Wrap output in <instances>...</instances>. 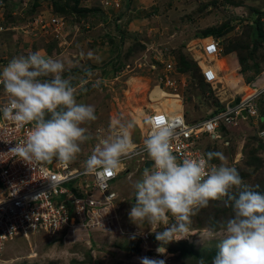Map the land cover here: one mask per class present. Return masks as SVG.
Here are the masks:
<instances>
[{
    "label": "rangeland",
    "instance_id": "1",
    "mask_svg": "<svg viewBox=\"0 0 264 264\" xmlns=\"http://www.w3.org/2000/svg\"><path fill=\"white\" fill-rule=\"evenodd\" d=\"M3 1L9 3L10 8L13 3H20L19 0ZM105 1L107 5L103 4ZM110 1L79 0L78 8L99 10L91 16H81L83 18L77 14L60 16L52 0L34 1L36 8L31 16L23 15L21 8L16 12L12 9L14 19L5 10L0 15V69L13 58L42 50L65 62L62 75L71 78L78 88L79 81L89 80L84 86L87 91L78 92L77 101L94 106L97 120L83 125L89 128L93 139L81 145L82 151L73 162L76 169H84V161L91 154L97 139L107 134L114 117L134 119L136 123L139 120L140 124H137L141 132L135 127L132 140L141 143L146 139L144 118L150 107L174 102L173 98L158 93L160 90H152L161 62L171 55L174 60L177 55H185L194 62L197 40L207 28L216 29L222 24L229 27L227 33L219 38L222 42L218 68L224 73L221 71L217 90L204 88V92L203 89H195L197 84L188 74L180 73L188 83V87L180 91L185 118L189 121L203 119L222 103L234 98L236 92L242 95L244 88L248 91L264 85V40L256 41V35L251 36V27H255L254 22L258 18L263 20L260 23L264 30V0H151L153 8L148 11L138 3L144 0H128L125 6H121L123 0H117L118 6ZM138 8L143 10L135 13ZM35 16L64 18L61 40H46L47 33L26 27L28 20ZM142 22L147 24H140ZM128 49L134 53L128 52ZM89 52L98 59L89 58ZM250 52L252 54L248 55ZM96 80L101 81L99 88L92 87ZM260 101L264 102V95ZM261 106L264 105L259 104L258 107ZM263 131L264 123H257L256 118L238 121L216 140L203 138L202 143L207 152H222L229 166L247 173L246 183L254 188L258 185L255 190L264 193ZM126 161H122L119 175L111 183V189L116 192L118 209L115 211L117 221L110 231L104 234L94 232L89 244L84 242L83 232L76 238H70V241L51 238L42 232L23 234L6 243L0 253V264H141L143 257L164 260L165 264H179L176 254L171 253L176 241L166 245L164 255L156 251L160 244L156 237L149 239L147 247L152 248L150 251L142 253L140 248V254L130 255L121 248L135 241L131 236L133 231L147 230L148 227L145 224L140 229L129 219L128 213L135 203L132 185L145 169L141 164L130 167ZM216 163L219 165L221 161ZM213 205L210 201L206 208ZM218 206L224 205L220 203ZM223 208L227 211L228 207ZM195 216L191 219L192 223ZM206 230L192 224L191 236L184 241L195 248H216L218 239L201 242L200 237Z\"/></svg>",
    "mask_w": 264,
    "mask_h": 264
},
{
    "label": "clouds",
    "instance_id": "2",
    "mask_svg": "<svg viewBox=\"0 0 264 264\" xmlns=\"http://www.w3.org/2000/svg\"><path fill=\"white\" fill-rule=\"evenodd\" d=\"M88 57L98 59L91 52ZM65 67L63 60L40 50L13 58L0 69V86L7 97L0 112L18 127L31 125L26 138L10 152L29 165L51 164L55 160L58 166L66 167L77 159L81 145L93 139L89 128L83 125L97 120L95 108L77 101L78 92L87 91L84 86L89 80L79 81L78 88L71 78L62 75ZM100 83L96 80L92 87L99 88ZM217 88L218 85L213 90ZM240 97L243 96L236 92L234 99ZM255 118L257 123H264L260 121L264 117H260L258 110ZM145 122L150 131L142 142L152 162L149 160L151 166L132 185L135 203L128 215L138 228L143 229L141 226L146 224L155 233L160 242L157 253L164 255L166 245L191 236V218L208 207L210 201H219L231 209L232 215L224 221L211 223L200 237L201 242L218 239L211 264H264V193L255 190L259 186L254 188L246 183L237 169L225 162L220 151L179 160L172 150L175 134L172 122L163 116L148 117ZM135 127L134 119L112 118L107 134L97 139L84 161L85 174L104 178L116 175L123 159L135 149L132 140ZM135 158H139L143 168L147 160L142 163L140 157L130 159ZM214 159L221 163H211ZM118 175L119 171L116 178ZM161 226L163 230L157 231ZM141 264L165 262L143 257ZM198 264H205L203 257Z\"/></svg>",
    "mask_w": 264,
    "mask_h": 264
},
{
    "label": "built area",
    "instance_id": "3",
    "mask_svg": "<svg viewBox=\"0 0 264 264\" xmlns=\"http://www.w3.org/2000/svg\"><path fill=\"white\" fill-rule=\"evenodd\" d=\"M19 1L25 6L30 0ZM106 2L103 4L107 5ZM5 3L0 0V15L4 14ZM110 3L119 5L117 0H111ZM64 24V20L56 16H35L28 20L26 27L32 30L38 28L36 30L61 40ZM196 47L198 56L194 60L200 68L201 76L206 84L215 89L220 83L222 71L216 65L221 53L220 40L202 38ZM161 65L152 90L156 88L175 99L166 106L156 104V107H150L144 121L148 117L163 116L172 122L175 130L172 150L179 160L206 154L203 138L216 140L220 132L229 129L231 125H237L238 121L257 117L255 101L264 93V86L250 89L249 95L238 100L232 98L222 103L221 108H216L203 119L187 121L180 94V91L188 87L186 78L176 71L171 59L167 58ZM6 102L7 97L0 86V106ZM145 126L146 138L150 128L146 122ZM30 128L31 125L18 127L0 112V253L7 242L23 234L27 236L25 234L42 232L51 238L70 241V238H76V235L83 232L84 242L89 244L94 232L104 234L110 231L117 221L115 211L118 209L111 183L119 170L116 175L104 178L85 174L84 169L73 167V162L66 167L58 166L55 160L51 164L29 165L10 150L26 138ZM133 157H140L142 163L150 160L144 151L143 142L135 145L133 153L123 160ZM94 193H98V196H94ZM158 230L162 231L163 226ZM133 232L131 236L140 240L142 253L152 250L147 244L150 238L155 237V233L149 227L147 230Z\"/></svg>",
    "mask_w": 264,
    "mask_h": 264
},
{
    "label": "trees",
    "instance_id": "4",
    "mask_svg": "<svg viewBox=\"0 0 264 264\" xmlns=\"http://www.w3.org/2000/svg\"><path fill=\"white\" fill-rule=\"evenodd\" d=\"M34 1H36V0H32L28 3H26L25 6L23 5V2H20L18 5H17V3H13L11 6L12 8H10L9 3H7L6 4L7 6H5V11H6V13H8V14L10 13L12 15L11 19H14L13 12H11L12 9L14 11L15 10L17 11L18 8H21V11L24 13L23 15L26 14L27 16L28 15L31 16L33 11H35V8H36L35 7L36 2L34 3ZM32 2L34 4L31 6L30 4ZM78 2H79V0H52V3L55 7V10L57 11V13L60 16L77 14L79 16V18H83V17H85L86 14H87V16H91L90 14L99 12V10H97V9L78 8L79 7ZM127 3H128V0H123L121 2V4H122L121 6H125ZM259 14H261V12ZM60 16H58V17L60 18ZM81 16H83V17H81ZM100 17H103V15L100 14ZM62 19H64V18H62ZM1 20H2V18L0 19V22H2ZM254 23H255V25H254L255 27H253V26L251 27L253 29V30H251V36L256 35V39H255L256 41L264 40L263 39L264 38V30L261 27L262 23H260V18H258L256 20V22H254ZM6 24L7 23H5L4 25L6 26ZM228 30H229V27H227L226 24H222L216 29L212 28V27L205 29L202 32L201 37L212 36L214 38H221L227 33ZM255 43H257V42H255ZM128 50H129L128 52H132V54L134 53L132 51V49H128ZM226 52H224V53H226ZM250 54H252V53L250 52L248 55H250ZM171 56L173 58L167 56L166 59L168 58V59H171L173 61L174 68L176 69V71H178L179 73H182V74H188L193 79L194 83L197 84V88H195V89H197V90H198V88L200 90L203 89V92H204V88L206 90L209 88L208 85L204 83L202 76L200 74V71H199L198 67L196 66L195 62H193L192 60L187 58L185 55H183V56L177 55V58L175 60H174V56L173 55H171ZM115 61H117V60H115ZM111 64H113V62ZM153 71H155V70H153ZM256 102H257V110L260 114V117L263 118L264 117V106H261V107H263V109H261V107H258V106H259V104L264 105V102H261L260 99L257 100ZM221 107L222 106L220 105L217 108H221ZM184 117H185V115H184ZM186 120L189 121L188 119H186ZM224 131L225 130H223L221 134H224ZM260 147H262V146H260ZM217 160L218 159H214L211 162L216 163ZM237 171H238V168H237ZM239 174L243 180H245L248 177L247 173H245V172H239ZM212 203H214V205L211 208H205V209L203 208L199 211L197 216L194 217L195 222L191 223L190 228H192V224H193L194 227H200V228H207L208 229L211 223H213L215 221H224L227 218L231 217L232 211H228L229 208H227L226 209L227 211H225V210H223L224 209L223 207H225V206H218V204H220L221 202L212 201ZM201 216H202V218L200 219ZM222 216H225L226 218L222 217ZM174 243L175 244L173 245V247L175 246V248L171 250L172 251L171 253L176 254V256H175V254H174V256L176 257L177 261H180L179 264H198V260L201 257L204 258L205 264H211V261L215 255V253H216V250H217L216 248H211V247H209V248H201V247L195 248L193 244L188 243L187 241H184V240L176 241ZM139 244H140V240L136 239L135 241L128 242L126 246L124 245L121 248L124 249L126 252L128 251L130 253V255L131 254L136 255L140 252Z\"/></svg>",
    "mask_w": 264,
    "mask_h": 264
},
{
    "label": "crops",
    "instance_id": "5",
    "mask_svg": "<svg viewBox=\"0 0 264 264\" xmlns=\"http://www.w3.org/2000/svg\"><path fill=\"white\" fill-rule=\"evenodd\" d=\"M138 3H139L140 6L143 7V9L146 7V8H145L146 11H148L150 7L153 8V5H151V4H152V3H151V0H144V1H140V2H138ZM143 4H144V5H143ZM139 9H141V8H138L137 11H136V9H135V11H136L135 13H139V12H141V11L143 10V9H142V10L139 11ZM137 16H138V14H137ZM141 19H143V18H141ZM142 21H143V20H142ZM140 24L146 25L147 22H146V23H145V22H144V23L142 22V23H140ZM134 28H136V26H134ZM200 38H201V37H200ZM200 38H199V39H200ZM199 39H198V40H199ZM46 40L52 41V40H53V37H52L51 35H48L47 38H46ZM198 40H197V42H198ZM245 90H246V88H245ZM245 90H244V91H245ZM159 92H160V91H159ZM164 95H165V96H168V95H166L165 93H164ZM157 99H158V101H157L156 103L159 102V98H157ZM136 125H137L136 127H137V129H138V132H141V130L138 128V124H137V123H136ZM138 135H139V134H138ZM140 137H141V136H140ZM136 140H138V139L136 138ZM133 144H134V145H138V144H140V142L134 141ZM138 160H139V158H138V159L135 158V159H129V160H127L128 162H127V161H126V162H127V164H128L130 167H133V166H136V165L140 164V163L138 162ZM130 172H131V171H130Z\"/></svg>",
    "mask_w": 264,
    "mask_h": 264
},
{
    "label": "bare ground",
    "instance_id": "6",
    "mask_svg": "<svg viewBox=\"0 0 264 264\" xmlns=\"http://www.w3.org/2000/svg\"><path fill=\"white\" fill-rule=\"evenodd\" d=\"M69 31H70V30H69ZM244 90H245V88H244ZM250 92H251L250 90H248V91L245 90L244 93L242 94V96H247V95L250 94ZM158 93H162V94L164 95V92H162V91H160V92L158 91ZM164 97H170V98H173L172 96H169V95H168V96H164ZM173 99H175V97H174ZM137 123L140 124L139 120L137 121Z\"/></svg>",
    "mask_w": 264,
    "mask_h": 264
},
{
    "label": "water",
    "instance_id": "7",
    "mask_svg": "<svg viewBox=\"0 0 264 264\" xmlns=\"http://www.w3.org/2000/svg\"><path fill=\"white\" fill-rule=\"evenodd\" d=\"M242 115L244 116V113H242ZM150 166H151V162L149 160H147V161H145L143 168L146 169V168H149Z\"/></svg>",
    "mask_w": 264,
    "mask_h": 264
}]
</instances>
